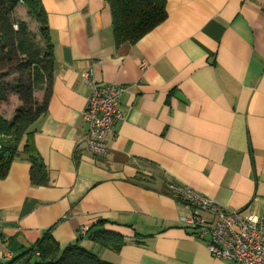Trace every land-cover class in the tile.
I'll return each instance as SVG.
<instances>
[{
    "label": "crops",
    "instance_id": "obj_1",
    "mask_svg": "<svg viewBox=\"0 0 264 264\" xmlns=\"http://www.w3.org/2000/svg\"><path fill=\"white\" fill-rule=\"evenodd\" d=\"M41 4L53 64L30 139L50 182H32L25 137L0 178V264L48 232L60 250L80 240L111 264H241L211 254L169 185L264 215V0H167L162 23L119 46L107 0ZM89 71L125 88L103 157L83 142ZM103 231L120 251L94 240Z\"/></svg>",
    "mask_w": 264,
    "mask_h": 264
},
{
    "label": "trees",
    "instance_id": "obj_2",
    "mask_svg": "<svg viewBox=\"0 0 264 264\" xmlns=\"http://www.w3.org/2000/svg\"><path fill=\"white\" fill-rule=\"evenodd\" d=\"M113 15L116 44L135 43L145 34L162 23L168 16L167 0H107ZM23 3L29 13L41 25L43 51L27 45L32 38L31 31L24 21L15 22L14 13ZM17 24V28L15 25ZM28 48L30 51H27ZM24 52V62L20 67L25 77L19 78L13 85L6 81V69H0V102L8 100V92L18 95L22 104L16 109L13 119L0 115V178L6 177L13 160L20 155L19 147L27 137L23 153L31 162L30 176L36 185H47L50 172L38 153L32 149V127L45 112L47 98L39 103L35 90L50 79L53 64V43L49 35L46 13L41 0H0V68L14 61V55ZM94 240L115 251H120L122 244L116 233L108 231L94 233ZM80 242V240H78ZM76 242L60 250V245L52 233H46L32 248L19 257L8 260L5 264H111L103 260Z\"/></svg>",
    "mask_w": 264,
    "mask_h": 264
},
{
    "label": "built area",
    "instance_id": "obj_3",
    "mask_svg": "<svg viewBox=\"0 0 264 264\" xmlns=\"http://www.w3.org/2000/svg\"><path fill=\"white\" fill-rule=\"evenodd\" d=\"M84 76L92 91L83 112L88 124L83 142L92 154L103 157L110 151L108 133L125 118L121 109L125 88L118 83H98L93 71L84 73ZM169 191L188 204L190 216L184 223L195 231L197 238L207 240L208 249L215 258L241 264H264V215L226 209L186 184L173 182ZM207 212L212 215L211 221L203 215ZM87 231V227H82V234Z\"/></svg>",
    "mask_w": 264,
    "mask_h": 264
},
{
    "label": "rangeland",
    "instance_id": "obj_4",
    "mask_svg": "<svg viewBox=\"0 0 264 264\" xmlns=\"http://www.w3.org/2000/svg\"><path fill=\"white\" fill-rule=\"evenodd\" d=\"M14 21L15 22H22L27 24L29 31H31L32 38H30V41H28L27 45L30 44L33 45V48H37L40 50L41 54L44 53L43 47L44 42L41 37V25L40 23L35 19L33 15L29 13L28 8L23 4H19L16 8V11L14 13ZM17 25V24H16ZM27 51H30L28 48ZM24 52L21 53V51L17 52L14 55V61L7 63L6 65H3L0 69L5 70L6 69V81L9 85H13L15 82L19 80V78L25 77L26 70H23L20 67V64L23 63L24 60ZM22 104V101L19 99L18 95L14 92L9 91L8 92V100L6 102H0V115H2L4 118L11 120L14 118L16 109ZM3 138V136H0V139ZM1 148V145H0Z\"/></svg>",
    "mask_w": 264,
    "mask_h": 264
}]
</instances>
